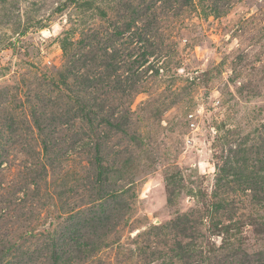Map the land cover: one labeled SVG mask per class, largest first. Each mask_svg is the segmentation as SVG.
Masks as SVG:
<instances>
[{"label": "rangeland", "instance_id": "1", "mask_svg": "<svg viewBox=\"0 0 264 264\" xmlns=\"http://www.w3.org/2000/svg\"><path fill=\"white\" fill-rule=\"evenodd\" d=\"M98 37L142 89L121 130L100 128L129 209L81 264H222L238 248L263 264L264 0H0V264L51 263L69 208L90 204V132L59 75Z\"/></svg>", "mask_w": 264, "mask_h": 264}, {"label": "trees", "instance_id": "2", "mask_svg": "<svg viewBox=\"0 0 264 264\" xmlns=\"http://www.w3.org/2000/svg\"><path fill=\"white\" fill-rule=\"evenodd\" d=\"M134 19L131 18L122 29L116 32L117 38L129 28L135 21ZM94 39H96V43L89 48V51L85 50L80 55H76L74 52L70 59L66 60V68L59 75V83L64 93L74 104L72 107L77 113L76 117L84 120L89 128L87 150L90 155L87 156V161L93 171L88 189L91 191L92 198L89 206L84 209L72 212V208H69L68 213L70 214L63 220V225L57 227L55 238L46 247L47 261L49 259L51 261L49 264H81L88 261L90 257L100 252L101 248L105 246L104 239L112 231L113 223L116 224L118 219L123 217L122 215L129 209L128 204L121 197V193L109 188V176L104 166L105 158L103 155L105 132L103 133L100 128L104 125V127L109 126L108 131L121 130L124 123L127 124L129 120L131 98L135 92L142 88L140 86L137 88V80L127 82L125 78H122L127 84L121 83L120 73L117 71L121 70L124 64L120 63V60L117 61L119 52L116 50L110 56L105 51L103 43L99 42V37ZM86 63L91 66L87 69L90 72L81 73L79 81L74 80V71ZM136 63L140 65L141 62L137 60ZM100 67L101 69H98ZM94 69L97 70L94 72ZM111 76L113 77L109 81ZM122 100L127 106L117 112V107L120 106L119 103ZM32 113L37 130L40 132L46 130L47 125L42 123V119L44 121L42 114H37L35 107H33ZM42 147L45 151L49 147L44 138ZM213 212L214 214L218 213L216 205L213 207ZM180 218L189 217L181 215ZM186 238L192 239L194 237L188 235ZM180 249L181 252L185 251L184 246H181ZM239 252L241 251L238 248L232 254H226L224 258L230 257V259L222 264H233V260L237 261L234 264H262L257 260L247 258L242 260ZM232 256L235 257L232 258Z\"/></svg>", "mask_w": 264, "mask_h": 264}]
</instances>
